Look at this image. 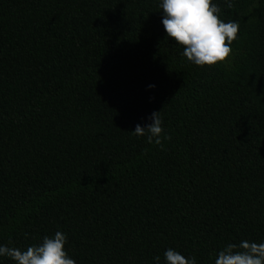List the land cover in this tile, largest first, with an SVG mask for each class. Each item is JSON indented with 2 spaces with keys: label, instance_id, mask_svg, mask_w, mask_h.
<instances>
[{
  "label": "trees",
  "instance_id": "trees-1",
  "mask_svg": "<svg viewBox=\"0 0 264 264\" xmlns=\"http://www.w3.org/2000/svg\"><path fill=\"white\" fill-rule=\"evenodd\" d=\"M214 2L238 40L198 67L159 0H0V244L60 231L76 264H214L264 241V0ZM153 112L162 147L131 133Z\"/></svg>",
  "mask_w": 264,
  "mask_h": 264
},
{
  "label": "clouds",
  "instance_id": "clouds-1",
  "mask_svg": "<svg viewBox=\"0 0 264 264\" xmlns=\"http://www.w3.org/2000/svg\"><path fill=\"white\" fill-rule=\"evenodd\" d=\"M225 4L227 8L233 6L232 0H225ZM159 8L166 36L183 47L181 55L188 62L210 67L230 61L240 25L234 20L220 19L221 9L214 0H159ZM148 87L152 89L155 85ZM162 123L160 112H153L143 126L137 124L131 133L162 147V141L170 139ZM66 242V235L57 231L25 251L0 244V257H7L14 264H76L65 250ZM153 259L154 264H160L159 256ZM163 261L164 264H197L195 257H185L172 248L164 251ZM214 264H264V241L242 239L228 243L218 251Z\"/></svg>",
  "mask_w": 264,
  "mask_h": 264
}]
</instances>
